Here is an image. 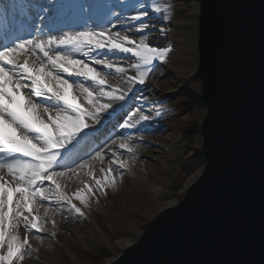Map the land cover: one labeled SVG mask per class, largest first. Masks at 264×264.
I'll list each match as a JSON object with an SVG mask.
<instances>
[{"label": "snow or ice", "instance_id": "6c2138e0", "mask_svg": "<svg viewBox=\"0 0 264 264\" xmlns=\"http://www.w3.org/2000/svg\"><path fill=\"white\" fill-rule=\"evenodd\" d=\"M56 7L39 5L37 23L0 34V264H22L31 258L37 249L30 243V234L35 233V239L43 243L39 234L49 232L48 223L56 228L53 216L61 204L84 216L74 199L89 208L97 192L103 196L106 189L118 187L123 173L112 175L113 166L124 168L128 161L119 159L112 145L133 154L134 159L132 136L98 145L93 154L86 152L85 142L102 117L116 111L114 104L126 100L131 85H144L155 62H167L173 50L171 45L158 47L149 42L155 26L143 0H119L116 7L122 11L107 6L102 22L89 23V16L79 27L58 24L48 15ZM167 10L159 4L151 9L155 13ZM81 11L87 13L88 9ZM129 11L134 14L127 17L128 26L113 31ZM166 31L159 28L161 35ZM109 53L130 54L134 62L125 68ZM129 68L135 75L128 76ZM113 73L127 76L128 91L112 85ZM149 119L136 108L126 113L119 127L134 129ZM106 149L113 159L107 170L100 168L103 178H96L94 162L103 163ZM73 179L83 187L69 195L65 181ZM50 235L55 237L56 231Z\"/></svg>", "mask_w": 264, "mask_h": 264}, {"label": "water", "instance_id": "95a60500", "mask_svg": "<svg viewBox=\"0 0 264 264\" xmlns=\"http://www.w3.org/2000/svg\"><path fill=\"white\" fill-rule=\"evenodd\" d=\"M204 166L107 264H264V0H198Z\"/></svg>", "mask_w": 264, "mask_h": 264}, {"label": "bare ground", "instance_id": "6f19581e", "mask_svg": "<svg viewBox=\"0 0 264 264\" xmlns=\"http://www.w3.org/2000/svg\"><path fill=\"white\" fill-rule=\"evenodd\" d=\"M79 2L80 4L77 7V3ZM124 2L127 3L129 2V0H124ZM143 2L149 6L150 23L155 26L151 30L149 42L158 47L171 45L173 49L172 52L168 55L167 62H155L157 66L164 65L163 67H165L167 71V76H161V79H164L166 77L165 83L167 85V88L172 91L170 93H166L164 90H162L163 83L158 81L160 75L157 73V68H154L146 79L145 84H132V91L129 93H131L134 98H142L140 94L144 93V98L155 96L159 97V99H164L169 94H173L172 92H175V89L178 88V86L176 87L175 83L173 84V81L171 79L172 77H170L169 75L172 74L173 77H177L178 75H184L185 77H188L192 74L195 75L198 63L197 24L200 9L199 1L186 0L184 2H181V0H143ZM118 3L119 0H0V17L3 15V18L8 17V14L11 13L9 11V7L11 8V10H15L11 14H15L16 16L20 6H27L29 11H31L36 17L38 7H35V5L50 6L51 4H55L57 5V7L54 10H50L48 15L53 16L55 21L61 26L65 24H71L73 27H79L84 23L85 20L88 19L89 16H91L92 18L91 20H89V23H92L93 21H95L96 23L102 22L107 11V6H112L114 11H122V9L116 7ZM157 4H159L162 8L166 7L168 9L167 12H152L151 9ZM82 5H86L88 7V13L86 15L82 13V11H80ZM132 14H134L133 11L125 12L123 14L122 22L117 23L113 31H123L124 28L128 26L127 17ZM15 18L19 17L16 16ZM24 18L30 19V25L37 23L36 19L28 16L27 12L24 13ZM113 22H115L114 18ZM105 26L110 27L111 25L106 24ZM12 27L13 25L7 22L3 27L0 26V30L3 29L2 33H4L5 31L11 30ZM161 27H165L167 29L164 35H161L159 32V28ZM23 34L25 33H22V35ZM138 37L139 33H136V38ZM108 55L114 62L121 64L125 68H128L129 64L134 62V58L131 57L130 54L117 53L116 55H112L111 53H109ZM103 70L107 71L106 69ZM132 75H135V70L129 68L128 76ZM113 77L114 78L110 82L114 87L119 85L121 89H123L124 91H128L130 85L127 81V76L119 77L113 73ZM200 92L199 95H197V100H199L200 103L199 107L202 106L205 108L200 100ZM137 107L140 110H146L149 106L146 100H142L138 102ZM163 126L164 125H162V127ZM121 134H124V129L121 130L120 135ZM170 135L171 133L166 131L155 137H149L144 133L132 136L133 139L131 141V144L136 149L134 153V159L132 158L133 154H129L126 150L119 149L116 145H112L113 150L117 151L119 159L128 161V166L123 168V170L127 169L126 172H123V178L118 179V183L121 184L119 188V194L121 195L123 203L132 204L133 202L135 205H137H133L134 207L128 208V210L140 208L139 210H137H141V212H143V214L145 215H150L151 213H153V207L157 208V210L160 212L177 203V200H168L167 196L169 195V191L167 192V190L164 189L161 184L158 185V183H156L155 180H152L150 176V173L155 171L157 166L160 165L159 163H156V159L160 158L161 153L167 151V155L171 160L164 159L161 163L166 165L167 169L171 170L175 168L174 161L176 160V158L186 153L183 149L185 145L180 136L175 143H166V141L170 138ZM144 140H147L149 144L145 145ZM103 141L104 140H102L101 143ZM162 144H164L165 150H162V148L159 147ZM83 154L84 153H82V155ZM112 159L113 157L111 155V152L106 149L103 163H101L99 160L94 162L96 178H103V174L100 172V168L103 167L107 170L109 162ZM119 169L120 168H115L114 165L112 175L118 176V174L120 173L118 171ZM202 169V167L197 168L196 172L186 179L187 187L197 179ZM81 179L88 180L89 178L87 176H82ZM65 183L68 184V187L65 189V191H67L69 195L74 193L78 188L83 187V185L75 179L71 181H65ZM143 191L153 199V205L141 200L140 193H142ZM136 193H139V198L136 197L135 200H132L130 194ZM97 197L99 202H97ZM92 199L97 208L107 216V221L109 222L111 227L115 230L116 233H119L118 235L116 234V241L118 242V244L123 246L124 248L133 244L135 241L134 239H129L127 237L124 238L120 233L121 228L119 226V223L125 222L122 217V212L119 211L116 213H111V208L110 206H108L109 203L101 195H99L98 192L96 194V197H93ZM73 202L76 203L78 207L82 208V211L85 212L86 217L89 218V220H92L93 226H87L86 224L75 222L72 216V213L74 211H69V206L67 204H61L60 211H58L53 216V219H55L56 221V228L53 229L52 224L48 223L45 225V227L49 229V232L41 233V236H44L43 243L35 239V233L30 234V243L32 244L34 249H37V251L32 253L31 258L25 259L24 264H35L33 262L29 263V260L34 259L38 260L39 264H41V261L46 260L44 251L47 247H51V250L54 253L53 258L55 264H59V254L57 250H55V247L52 248L51 245L53 243L50 239V232L52 230H55L56 234L60 232L65 240L79 239L83 247L87 250H92L93 248H95L94 239L98 240L102 238L103 241L108 245H113L112 241H110L100 230V228L97 227L96 218L91 215V212L80 205L79 201H76L74 199ZM50 215L52 214L50 213ZM123 225L121 226L125 227L126 225H128V223ZM19 231L21 237H23L24 229L22 226L20 227ZM121 253L117 257H119ZM112 260L113 259H111L109 262H112Z\"/></svg>", "mask_w": 264, "mask_h": 264}, {"label": "rangeland", "instance_id": "374dc122", "mask_svg": "<svg viewBox=\"0 0 264 264\" xmlns=\"http://www.w3.org/2000/svg\"><path fill=\"white\" fill-rule=\"evenodd\" d=\"M184 1L186 0H181V2ZM163 66L164 65H158L155 67L157 68V73L160 75H158V81L163 83L162 90H164L166 93H170L172 90L167 88L165 83L166 77L161 79V76H167V71ZM171 75L169 76L172 77L171 79L173 84L175 83L176 87L178 86V88L175 89V92H172L173 94H169L164 99H159V97L155 96L144 98V93L140 94L142 98H134L131 93H128L125 101H117L114 104V108L116 109L115 112H111L110 110L111 114L106 113L102 117L101 123L96 126V130L85 142V145L87 153L93 154L98 145L103 146L105 144H111L113 139H117L121 136H136L137 134L144 133L149 137H155L168 131L171 133V135L166 143H175L180 136L185 145L183 149L186 153L176 158L174 161L175 168L173 170L167 169L166 165L161 163L164 159H170L167 155V151H165L164 153H161L160 158L156 159V163H159L160 165L157 166L155 171L150 173L152 180H155L158 185L161 184L164 189L167 190V192L169 191L167 199L177 200L178 202L186 192V179L194 174L197 168H203L204 166V160L197 151L201 148L200 125L204 120L206 109L201 106L194 110H189L188 112L190 113H188L185 111L188 110V108H186V106H184L182 103L183 99L187 98L184 97L186 95H193L194 98H198L197 95H199L200 92V81L195 77L194 74L188 77H185L184 75L173 77V75ZM142 100H146L149 107L146 110L142 109L141 111L145 115H148L150 119L148 121L140 122V124H138L134 129L120 128L119 124L123 123V119L126 118V113L134 111L136 108H138L137 104ZM121 104L124 105L123 109L120 108ZM166 113L171 115V117L173 116L172 122H170L168 125L164 124L162 128H157V125L154 124L153 120L162 118ZM174 114L177 115L174 116ZM122 129H124V134L120 135ZM102 140L104 141L101 143ZM144 144L147 145L149 142L144 140ZM159 147H161L162 150H165L164 144L160 145ZM115 168L118 169L117 166H115ZM126 170L120 168L118 171L123 173L126 172ZM120 185L121 184L118 183V187L115 190L111 188L106 189V195H103L102 197L109 203L108 206L111 208V213H116L119 211L122 212V217L125 220L124 223H119L121 228L120 233L122 236L124 238L127 237L129 239L132 238L136 240L148 222L154 218L159 211L157 208L153 207V213H151L152 215L150 214V216L143 214L141 210L138 211L140 208H137L138 210H128V208H133V205L135 204L133 202L132 204L123 203L121 195L119 194ZM130 196L132 200H135L136 197L139 198V193L130 194ZM140 198L148 204L153 205V199L144 191L140 193ZM51 207L55 208L56 206L53 204ZM86 209H88L91 212V215L96 218L97 227L100 228V230L110 241H112L113 245H108L103 241L102 238L98 240L94 239L95 248L92 250H87L83 247L79 239L65 240L60 232H58L55 237L50 236V239L53 242L51 244L52 248L55 247V250H57L59 254V264H92L90 261H86L81 258V251H85L89 254L100 257L98 264H107L111 259H115L124 249V247L119 245L116 241V234L118 235L119 233H116L111 227L107 221V216L97 208L92 198L90 199V207ZM72 216L75 222L86 224L87 226H93L92 220H89L86 215L80 216L79 214L73 212ZM126 223H128V225L123 227V224ZM42 237L44 236L42 235ZM44 253L46 260L41 261L40 263L55 264L53 258L54 253L51 250V247H47ZM29 261V263L33 262L35 264H39V261L36 259ZM22 264H24V261Z\"/></svg>", "mask_w": 264, "mask_h": 264}, {"label": "trees", "instance_id": "16d2710c", "mask_svg": "<svg viewBox=\"0 0 264 264\" xmlns=\"http://www.w3.org/2000/svg\"><path fill=\"white\" fill-rule=\"evenodd\" d=\"M184 97H187V98L186 99L184 98L182 103L184 104V106H186V108H188V110H185V111L188 112L189 110L195 109L196 107L200 106L199 100L194 98L193 95H186ZM175 115H177V114H174V116ZM172 118H173V116L171 117V115L166 113L162 118L154 119L153 122H154V124L157 125V128H162V125L170 124V122H172ZM197 152H198L199 155H201L200 150H198ZM80 256L84 260L90 261V263H92V264H98V260L100 259V257L95 256L93 254H89L88 252H85V251L84 252L81 251L80 252Z\"/></svg>", "mask_w": 264, "mask_h": 264}]
</instances>
